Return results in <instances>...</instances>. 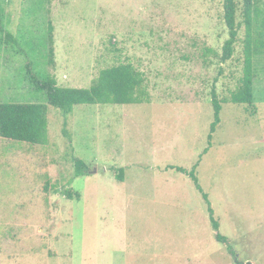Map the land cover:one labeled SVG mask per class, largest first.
<instances>
[{"label":"rangeland","instance_id":"374dc122","mask_svg":"<svg viewBox=\"0 0 264 264\" xmlns=\"http://www.w3.org/2000/svg\"><path fill=\"white\" fill-rule=\"evenodd\" d=\"M240 1L223 62V0H0L14 38L0 33V103L47 105L28 69L88 88L126 63L150 98L73 107L69 142L47 106V144L0 141V264H264V0L252 17L250 109L228 102L243 74ZM213 89L222 110L209 147ZM71 155L87 175L74 178ZM195 164L218 232L189 177L169 169Z\"/></svg>","mask_w":264,"mask_h":264},{"label":"trees","instance_id":"16d2710c","mask_svg":"<svg viewBox=\"0 0 264 264\" xmlns=\"http://www.w3.org/2000/svg\"><path fill=\"white\" fill-rule=\"evenodd\" d=\"M241 13L246 30L244 47L243 74L236 90L231 93L229 103L244 105L247 108L254 106V71L253 50L251 41L252 17L255 11V0H241ZM223 22L228 32V38L222 47L223 62L230 60L234 52V45L238 37V24L236 22V0H223ZM49 41L52 40V27H49ZM0 33L6 39L14 40L10 33L4 31L2 25V10L0 8ZM52 53V50H50ZM28 81L36 91L44 92L47 105L39 103H0V141L18 142L27 145H45L48 142L47 133V106L58 110L63 118V136L70 140L66 130L67 119L73 107L79 105H130L150 102L146 90L145 80L131 64H119L101 70L98 76L91 82L88 88L59 87L54 77L39 79L28 69ZM212 122L209 127L208 146H211L212 138L221 119V102L217 99L215 90L211 91ZM70 148V146H69ZM208 148L204 150L206 154ZM71 163L74 168V178L88 174L86 164L71 155ZM197 164L187 171L181 167L170 166L176 172L185 174L192 181L195 189L200 193L207 206V213L214 231L218 232L219 224L214 217L208 195L201 188L197 175ZM115 178L123 181V170H116ZM68 199L72 198L70 191L65 192ZM216 240L228 243L227 238L216 234Z\"/></svg>","mask_w":264,"mask_h":264}]
</instances>
